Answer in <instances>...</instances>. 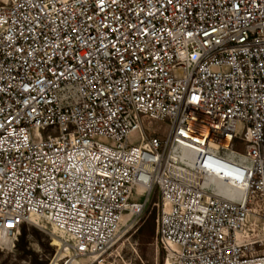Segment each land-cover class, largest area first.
<instances>
[{
    "label": "built area",
    "instance_id": "2783aa9c",
    "mask_svg": "<svg viewBox=\"0 0 264 264\" xmlns=\"http://www.w3.org/2000/svg\"><path fill=\"white\" fill-rule=\"evenodd\" d=\"M154 193L164 264H264V0H0V235L98 264Z\"/></svg>",
    "mask_w": 264,
    "mask_h": 264
},
{
    "label": "rangeland",
    "instance_id": "374dc122",
    "mask_svg": "<svg viewBox=\"0 0 264 264\" xmlns=\"http://www.w3.org/2000/svg\"><path fill=\"white\" fill-rule=\"evenodd\" d=\"M143 126L148 134L155 133L161 139L166 136L168 130L166 122L148 119L144 120ZM157 200V193L152 194L150 203L141 221L134 226L128 223L122 227L117 234L113 246L100 258L99 263L164 264L166 258L165 251L156 246L154 238L151 243L141 245L135 235L137 228L148 219L149 213L152 210H155V214L157 215V208L155 206ZM18 239L21 245L25 247L24 250L18 249L15 246ZM16 240L14 245L7 243L6 246L0 240V264H62L69 257L68 249H59V234L52 227L46 226L43 223L22 225ZM56 251L57 254L55 256ZM79 261V264H86V261Z\"/></svg>",
    "mask_w": 264,
    "mask_h": 264
},
{
    "label": "trees",
    "instance_id": "16d2710c",
    "mask_svg": "<svg viewBox=\"0 0 264 264\" xmlns=\"http://www.w3.org/2000/svg\"><path fill=\"white\" fill-rule=\"evenodd\" d=\"M155 210H152V212L149 213V217L147 220H145L141 226L137 228V231L135 233L137 240L141 245H146L151 243V241L154 238V233H155ZM21 240V239H20ZM15 246L18 249L24 250L25 247H23L18 239L16 242ZM40 264H45V263H40Z\"/></svg>",
    "mask_w": 264,
    "mask_h": 264
},
{
    "label": "bare ground",
    "instance_id": "6f19581e",
    "mask_svg": "<svg viewBox=\"0 0 264 264\" xmlns=\"http://www.w3.org/2000/svg\"><path fill=\"white\" fill-rule=\"evenodd\" d=\"M126 219H127V216H123V218H122V224L125 226V223H126ZM53 228V227H52ZM53 230H55V232H57L58 234H59V236H60V240H59V246H60V250H66V249H68V244L66 243V237H65V235H64V233L63 232H61V231H59V230H57V229H55V228H53ZM0 240H2L3 242H4V244H7V243H9L10 245H11V243H10V241L8 242V240L7 239H5V238H3L1 235H0ZM67 259V258H66ZM81 261H86V260H81ZM70 262H72V264H79V260H76V259H70ZM98 264H104V263H98Z\"/></svg>",
    "mask_w": 264,
    "mask_h": 264
}]
</instances>
